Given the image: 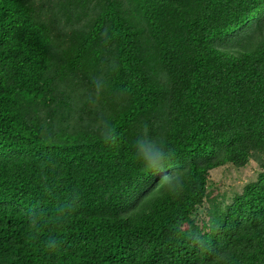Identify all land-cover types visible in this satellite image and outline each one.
<instances>
[{
	"label": "trees",
	"instance_id": "1",
	"mask_svg": "<svg viewBox=\"0 0 264 264\" xmlns=\"http://www.w3.org/2000/svg\"><path fill=\"white\" fill-rule=\"evenodd\" d=\"M261 15L0 0V264H264V25L242 31ZM251 160L230 202L209 195Z\"/></svg>",
	"mask_w": 264,
	"mask_h": 264
},
{
	"label": "rangeland",
	"instance_id": "2",
	"mask_svg": "<svg viewBox=\"0 0 264 264\" xmlns=\"http://www.w3.org/2000/svg\"><path fill=\"white\" fill-rule=\"evenodd\" d=\"M260 171V163L258 164L256 160H251L244 168L226 165L212 170L208 178V193L211 197L216 196L218 199L226 196L230 202L235 193H240L247 183L256 180ZM207 207L208 204L204 203L203 207L198 208L196 213L199 217L205 216L204 209Z\"/></svg>",
	"mask_w": 264,
	"mask_h": 264
},
{
	"label": "clouds",
	"instance_id": "3",
	"mask_svg": "<svg viewBox=\"0 0 264 264\" xmlns=\"http://www.w3.org/2000/svg\"><path fill=\"white\" fill-rule=\"evenodd\" d=\"M163 161L164 157L159 152H144V162L148 167H158L163 163Z\"/></svg>",
	"mask_w": 264,
	"mask_h": 264
},
{
	"label": "snow or ice",
	"instance_id": "4",
	"mask_svg": "<svg viewBox=\"0 0 264 264\" xmlns=\"http://www.w3.org/2000/svg\"><path fill=\"white\" fill-rule=\"evenodd\" d=\"M257 24L264 25V15H261L252 25L248 26L246 29H243L242 31L247 33L249 31L253 30ZM234 38H240L239 33L236 34V37H230L226 40L221 41L220 42L221 46H225V47L228 46L230 41Z\"/></svg>",
	"mask_w": 264,
	"mask_h": 264
}]
</instances>
